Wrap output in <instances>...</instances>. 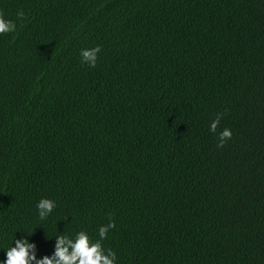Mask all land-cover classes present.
<instances>
[{
  "label": "trees",
  "instance_id": "16d2710c",
  "mask_svg": "<svg viewBox=\"0 0 264 264\" xmlns=\"http://www.w3.org/2000/svg\"><path fill=\"white\" fill-rule=\"evenodd\" d=\"M0 10L17 25L0 34V264L22 237L37 259L61 234L95 240L109 213L115 264H264V0Z\"/></svg>",
  "mask_w": 264,
  "mask_h": 264
},
{
  "label": "clouds",
  "instance_id": "9594fccd",
  "mask_svg": "<svg viewBox=\"0 0 264 264\" xmlns=\"http://www.w3.org/2000/svg\"><path fill=\"white\" fill-rule=\"evenodd\" d=\"M16 18L20 21L25 19V12L20 9L16 12ZM16 23L6 17L0 10V34H7L16 30ZM102 51L100 45L84 48L80 51L81 63H86L89 68H94L98 60V54ZM225 112H218L209 125V131L217 134V147H224L232 138L229 128H223L217 133L220 121ZM56 201L49 198H41L37 204L38 215L41 220L46 219L55 209ZM112 213L108 214V223L98 229V238L93 240L84 229L74 236L61 234L56 237L54 252L51 256L45 255L40 259L36 257V246L25 238L15 240V246L6 251V259L3 264H115L116 253L111 249H105L103 241L107 238L110 230L115 228ZM31 234V233H29Z\"/></svg>",
  "mask_w": 264,
  "mask_h": 264
}]
</instances>
